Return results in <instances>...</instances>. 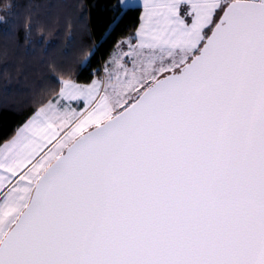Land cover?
Listing matches in <instances>:
<instances>
[{"label": "water", "instance_id": "water-1", "mask_svg": "<svg viewBox=\"0 0 264 264\" xmlns=\"http://www.w3.org/2000/svg\"><path fill=\"white\" fill-rule=\"evenodd\" d=\"M0 264H264V0L69 145Z\"/></svg>", "mask_w": 264, "mask_h": 264}, {"label": "trees", "instance_id": "trees-1", "mask_svg": "<svg viewBox=\"0 0 264 264\" xmlns=\"http://www.w3.org/2000/svg\"><path fill=\"white\" fill-rule=\"evenodd\" d=\"M141 16L121 0H0V147L63 81L91 82L122 40L136 43Z\"/></svg>", "mask_w": 264, "mask_h": 264}, {"label": "rangeland", "instance_id": "rangeland-1", "mask_svg": "<svg viewBox=\"0 0 264 264\" xmlns=\"http://www.w3.org/2000/svg\"><path fill=\"white\" fill-rule=\"evenodd\" d=\"M231 1L225 0L217 13L218 18H221ZM200 50L191 58L176 54L169 63L166 57L138 51L136 44L128 37L119 43L117 59L105 65L102 74H96L91 82L63 81L60 91L62 101L59 104L76 101V109L68 111L65 105H52L43 111L53 124L50 134L55 136L59 133L58 138L42 149L31 162L19 169H11L0 178V245L27 208L40 177L78 138L80 132L88 125L97 123L79 137L119 115L157 81L180 71L184 67L181 64H188ZM57 118L58 123H55ZM73 119V124L68 126Z\"/></svg>", "mask_w": 264, "mask_h": 264}, {"label": "crops", "instance_id": "crops-1", "mask_svg": "<svg viewBox=\"0 0 264 264\" xmlns=\"http://www.w3.org/2000/svg\"><path fill=\"white\" fill-rule=\"evenodd\" d=\"M121 2L125 9H142L141 23L136 32L137 42H133L138 51L158 54L161 58L166 57L170 63L171 57L176 54L191 58L202 48L219 19L217 13L225 0H121ZM118 55L117 51L113 59H117ZM61 101L59 94L53 102L40 109L12 140L0 147V178L11 169H19L31 162L42 149L58 138L59 133L55 136L50 134L53 124L43 111L52 105L58 107L65 105L68 111L77 107L76 101L59 104ZM73 122L74 119L68 126ZM55 123H58V118ZM96 124L88 125L78 137ZM76 139L77 137L74 140Z\"/></svg>", "mask_w": 264, "mask_h": 264}, {"label": "flooded vegetation", "instance_id": "flooded-vegetation-1", "mask_svg": "<svg viewBox=\"0 0 264 264\" xmlns=\"http://www.w3.org/2000/svg\"><path fill=\"white\" fill-rule=\"evenodd\" d=\"M236 1V0H232L231 2ZM249 1H256V2H262L263 0H249Z\"/></svg>", "mask_w": 264, "mask_h": 264}]
</instances>
